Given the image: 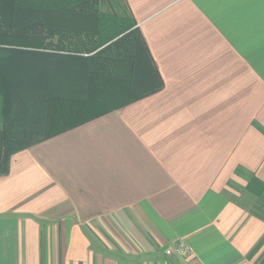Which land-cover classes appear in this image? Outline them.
<instances>
[{"label":"crops","instance_id":"crops-1","mask_svg":"<svg viewBox=\"0 0 264 264\" xmlns=\"http://www.w3.org/2000/svg\"><path fill=\"white\" fill-rule=\"evenodd\" d=\"M111 2L162 85L11 155L0 264H264V0Z\"/></svg>","mask_w":264,"mask_h":264},{"label":"trees","instance_id":"trees-1","mask_svg":"<svg viewBox=\"0 0 264 264\" xmlns=\"http://www.w3.org/2000/svg\"><path fill=\"white\" fill-rule=\"evenodd\" d=\"M99 2L0 0V175L16 151L135 100L136 77L161 87L128 10Z\"/></svg>","mask_w":264,"mask_h":264},{"label":"rangeland","instance_id":"rangeland-1","mask_svg":"<svg viewBox=\"0 0 264 264\" xmlns=\"http://www.w3.org/2000/svg\"><path fill=\"white\" fill-rule=\"evenodd\" d=\"M100 9H102V10H107V9H109V7L107 6V5H100Z\"/></svg>","mask_w":264,"mask_h":264},{"label":"built area","instance_id":"built-area-1","mask_svg":"<svg viewBox=\"0 0 264 264\" xmlns=\"http://www.w3.org/2000/svg\"><path fill=\"white\" fill-rule=\"evenodd\" d=\"M180 249H181V253L182 254H184L186 252V250H187L185 247H180Z\"/></svg>","mask_w":264,"mask_h":264}]
</instances>
